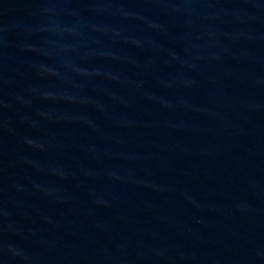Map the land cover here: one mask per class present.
I'll return each mask as SVG.
<instances>
[{
    "label": "water",
    "instance_id": "1",
    "mask_svg": "<svg viewBox=\"0 0 264 264\" xmlns=\"http://www.w3.org/2000/svg\"><path fill=\"white\" fill-rule=\"evenodd\" d=\"M0 264H264V0H0Z\"/></svg>",
    "mask_w": 264,
    "mask_h": 264
}]
</instances>
